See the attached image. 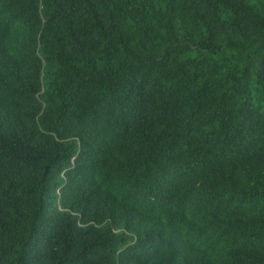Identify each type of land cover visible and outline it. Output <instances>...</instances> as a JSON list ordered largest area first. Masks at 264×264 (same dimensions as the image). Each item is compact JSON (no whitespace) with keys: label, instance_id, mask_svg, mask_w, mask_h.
I'll list each match as a JSON object with an SVG mask.
<instances>
[{"label":"trees","instance_id":"1","mask_svg":"<svg viewBox=\"0 0 264 264\" xmlns=\"http://www.w3.org/2000/svg\"><path fill=\"white\" fill-rule=\"evenodd\" d=\"M0 264H264V0H0Z\"/></svg>","mask_w":264,"mask_h":264}]
</instances>
